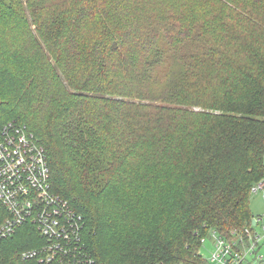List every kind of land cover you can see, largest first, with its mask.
Segmentation results:
<instances>
[{"label": "trees", "instance_id": "trees-1", "mask_svg": "<svg viewBox=\"0 0 264 264\" xmlns=\"http://www.w3.org/2000/svg\"><path fill=\"white\" fill-rule=\"evenodd\" d=\"M12 120L45 147L99 264H208L210 231L255 226L264 0H0V126ZM39 239L26 223L0 264Z\"/></svg>", "mask_w": 264, "mask_h": 264}, {"label": "built area", "instance_id": "built-area-1", "mask_svg": "<svg viewBox=\"0 0 264 264\" xmlns=\"http://www.w3.org/2000/svg\"><path fill=\"white\" fill-rule=\"evenodd\" d=\"M51 180L46 149L28 126L16 120L0 126V200L8 211L0 227V245L31 223L40 239L37 245L21 252L19 261L23 264H99L86 242L84 215L52 191ZM260 188H264V180L252 190ZM254 219L259 223L257 217ZM262 229L264 232V225ZM213 232L211 262L264 264L258 253L259 236H255L253 228L246 227L245 232L232 240ZM205 241L203 237L202 245ZM248 253L252 254V261L246 259Z\"/></svg>", "mask_w": 264, "mask_h": 264}, {"label": "rangeland", "instance_id": "rangeland-1", "mask_svg": "<svg viewBox=\"0 0 264 264\" xmlns=\"http://www.w3.org/2000/svg\"><path fill=\"white\" fill-rule=\"evenodd\" d=\"M249 200H250V209L252 214H254L259 219V223L255 225L253 229L255 231V236H259L257 238L258 253L260 256H263L264 258V232L262 229V226L264 225V188H260L258 191H253ZM213 236H214V232L210 231V233L206 236V241L203 243L204 246L200 250L202 257L208 260V264H215L209 260L210 252L213 248L212 245V241L214 239ZM25 238L26 236H24L21 232H19L15 237L6 240L4 247H6L7 245V247L10 250L19 249L21 245L25 242L24 240ZM246 259L252 261L254 258L252 254L248 253ZM13 264H21V263L19 262V259H15Z\"/></svg>", "mask_w": 264, "mask_h": 264}, {"label": "water", "instance_id": "water-1", "mask_svg": "<svg viewBox=\"0 0 264 264\" xmlns=\"http://www.w3.org/2000/svg\"><path fill=\"white\" fill-rule=\"evenodd\" d=\"M253 224H254V225L256 224L255 219L253 220Z\"/></svg>", "mask_w": 264, "mask_h": 264}]
</instances>
